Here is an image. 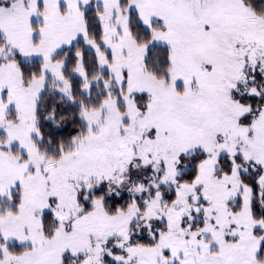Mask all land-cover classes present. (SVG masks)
<instances>
[{"label":"snow or ice","instance_id":"snow-or-ice-1","mask_svg":"<svg viewBox=\"0 0 264 264\" xmlns=\"http://www.w3.org/2000/svg\"><path fill=\"white\" fill-rule=\"evenodd\" d=\"M0 264H264V0H0Z\"/></svg>","mask_w":264,"mask_h":264}]
</instances>
